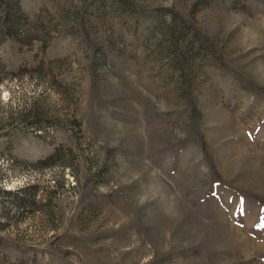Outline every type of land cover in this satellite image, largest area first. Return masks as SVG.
Segmentation results:
<instances>
[{"label": "rangeland", "instance_id": "rangeland-1", "mask_svg": "<svg viewBox=\"0 0 264 264\" xmlns=\"http://www.w3.org/2000/svg\"><path fill=\"white\" fill-rule=\"evenodd\" d=\"M128 1L0 0V264H264V0Z\"/></svg>", "mask_w": 264, "mask_h": 264}, {"label": "trees", "instance_id": "trees-1", "mask_svg": "<svg viewBox=\"0 0 264 264\" xmlns=\"http://www.w3.org/2000/svg\"><path fill=\"white\" fill-rule=\"evenodd\" d=\"M127 9H129V10H131V11H135V12H143V11H141L140 9H138L137 8V6L134 4V3H132V2H130V1H128V0H119ZM173 14V13H172ZM173 16L174 17H177V15L176 14H173ZM178 18V17H177ZM191 29H192V27H191ZM192 32H193V36L196 38V40L198 41V43H199V45L201 46V48H204L205 49V51L208 53V54H210L211 56H213L216 60H217V62L219 63V64H222L223 63V61H222V59L218 56V55H216V53L215 52H213L209 47H207L206 45H204L205 43L202 41V39L200 38V35H199V33L196 31V29H192ZM249 88H251V89H253V90H255L254 88H252V87H249ZM258 90H261L262 91V89H258ZM256 198V200L260 203V204H263L264 205V200L263 199H259V198H257V197H255Z\"/></svg>", "mask_w": 264, "mask_h": 264}]
</instances>
